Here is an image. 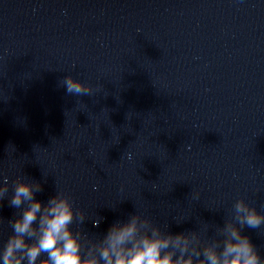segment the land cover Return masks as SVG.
Here are the masks:
<instances>
[{
	"label": "clouds",
	"instance_id": "1",
	"mask_svg": "<svg viewBox=\"0 0 264 264\" xmlns=\"http://www.w3.org/2000/svg\"><path fill=\"white\" fill-rule=\"evenodd\" d=\"M62 86L69 94L90 92V86L72 76L65 77ZM42 190L35 180H15L9 206L19 212L9 220L13 234L0 251L3 264H264L243 232L245 227L260 229L264 214L243 198L236 200L234 215L216 229L217 238L211 241L197 231H164L149 217L130 213L127 219L114 220L102 239L85 244L81 232L71 227L83 223L85 213L74 209L71 197L62 191L46 201L37 199ZM8 191L5 177L0 202Z\"/></svg>",
	"mask_w": 264,
	"mask_h": 264
}]
</instances>
